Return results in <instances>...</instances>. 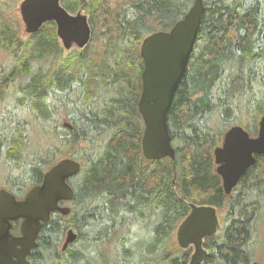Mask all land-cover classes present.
I'll list each match as a JSON object with an SVG mask.
<instances>
[{
  "label": "trees",
  "instance_id": "trees-1",
  "mask_svg": "<svg viewBox=\"0 0 264 264\" xmlns=\"http://www.w3.org/2000/svg\"><path fill=\"white\" fill-rule=\"evenodd\" d=\"M8 1L0 0V14L12 8ZM138 1L86 4L91 40L68 53L54 22L26 39L0 22V45L13 60L0 72L5 184L10 191L40 184L61 158L62 148L77 156L82 167L69 179L74 189L69 221L81 231L77 243H87L89 250L84 253L73 245L62 254L63 264L91 260L95 243L109 244L113 258L129 260L135 254L132 228L152 227L164 242L189 213V203L225 212L218 233L208 237L207 260L247 264L253 258L254 225L264 208V155L256 156L233 194L226 196L213 150L231 126L251 132L252 122L256 126L264 113V0H203L198 39L168 116L175 160H146L142 153L140 45L146 35L169 30L181 20L194 0ZM84 3L72 0L67 7L75 11ZM13 89L16 101L10 107L4 98ZM63 112L73 128L62 133ZM33 126L47 144L40 149L34 148ZM55 227L43 225L37 249H48L51 261L59 258L63 234L62 227ZM137 246L141 251L142 245ZM167 247L163 264H186L185 252ZM44 260L37 258L36 264Z\"/></svg>",
  "mask_w": 264,
  "mask_h": 264
},
{
  "label": "water",
  "instance_id": "water-1",
  "mask_svg": "<svg viewBox=\"0 0 264 264\" xmlns=\"http://www.w3.org/2000/svg\"><path fill=\"white\" fill-rule=\"evenodd\" d=\"M19 9L28 35L38 32L47 22H55L57 35L66 49L74 45L84 48L90 42L87 15L82 11L71 14L61 0H22ZM204 12V1L194 0L185 16L169 31H157L142 40L140 54L144 70L138 110L144 124L141 145L146 160L176 158L168 116L175 94L188 72ZM64 125L73 128L67 122ZM213 155L222 189L230 196L256 163V156L264 155V113L256 136L241 125H233L225 132L222 144L214 149ZM81 166L80 161L70 157L59 159L45 172L42 182L32 186L22 199L7 188H0V264H29L27 257L37 246L42 225L50 219L51 213H70V207H62L59 203L74 198L68 179L78 174ZM189 207V214L178 227L177 241L182 248L194 245L190 264H199L207 254L204 239L217 233L219 217L213 205L189 203ZM18 220H22L20 236L12 232ZM76 238L70 230L64 247Z\"/></svg>",
  "mask_w": 264,
  "mask_h": 264
},
{
  "label": "flooded vegetation",
  "instance_id": "flooded-vegetation-1",
  "mask_svg": "<svg viewBox=\"0 0 264 264\" xmlns=\"http://www.w3.org/2000/svg\"><path fill=\"white\" fill-rule=\"evenodd\" d=\"M71 1L72 0H61V3L73 15H76L79 11H82L85 15H87L88 22H89V25L91 27V37H92L93 29H92V24H91V21H90L91 20L90 14H89V12L86 9V7H87L86 4H92L94 0H85V3L81 4L80 6H78L75 11H72L70 8L67 7V5H70ZM120 1L123 4H125L127 1L136 2V3L139 2L138 0H120ZM112 4L116 5V2H113ZM62 48L64 50L66 49L64 46H62ZM73 49H77V48L73 47L70 50H73ZM222 141H223V138H222ZM222 141H221V143L219 145L222 144ZM233 192H234V190H233ZM233 192H232V194H233ZM73 201L74 200L72 199L70 201H62V202L59 203V205L62 206V207H66L67 206V207L71 208V211H70L69 214H63L60 211L52 212L51 216H50V219L47 222L43 223V225L47 224V223L55 224L57 226V227H55V230L58 229V226L62 227V229H63V234H62V237H61V241H60L59 246L57 247V251H56V256L59 257V258L51 261V259H50V255H51L50 253L51 252L48 251V249H44L42 251L41 248H40V252L37 251V249H38V247L40 245V236H41L42 229H43V225H42L41 231H40V233L38 235V238H37V246L34 249H32L30 255L27 257V260H28L29 264H36L37 258H44L45 260H44L43 263H45V264H50L51 262L56 263V264H63V263H65L66 259H62V254H65L67 252V250L70 249L75 244L78 246V249L82 250V252H84V253H86L89 250V247H88L87 243L80 242L81 240L79 241L80 243L79 242L77 243L78 239L81 238V231H79V230L75 229L73 226H71L72 224L69 221V219H70L69 217L73 213ZM21 222H22V220H18V221H15L14 224H13L12 232L16 236H20L21 235V231H20L21 230ZM70 230H72L77 235V238H76L75 241H73L72 243H69L66 247H64V244H65L66 238H67V233ZM175 230H176L175 235H176V240H177V230L178 229H175ZM218 231H217V233H218ZM154 233H155L154 229H152V227H151L150 229L146 230V233H144V234L147 235V239H145V238H141L140 239V242H141L140 244L142 245V247H141V252H142V261H141V263L142 264H163L162 263L163 246H161L162 241L159 238L157 239L154 236ZM210 236H208V237H210ZM93 237H98V236H93ZM208 237H206L204 239V242H203V247L206 249L207 254H206L204 260L201 263H199V264H217V260H215V259L207 260V257L210 254L209 248L207 247ZM107 238L109 239V237H107ZM155 238H156V241H155ZM166 240H168V239H166ZM131 242L133 243L134 241L131 240ZM144 245H146V246H144ZM107 246H109V244L105 246L104 244L101 245L100 243H95V245L93 246V248L91 250V253L94 256V258H92L91 260L83 259V260H81V262L79 264H122L124 262H128L129 261V260L128 261L125 260L122 263H120L121 262L120 259H115V258L112 257L113 251L111 252L110 246L109 247H107ZM178 246H179V249L177 251L179 253L185 252V254L187 256V259H188L185 263L186 264H190L192 255H193L194 250H195L194 245H190L187 248H182L179 244H178ZM144 247L147 248V251H148L149 254L152 253L153 255L155 254V256H153L152 258H148L149 255H146V253L143 252ZM39 253H40V255H39ZM105 253H109L110 254V256L112 258V261H109V260L101 258V256L104 255ZM149 261H150V263H148ZM132 263L134 264V260H133ZM242 264H245V262H243ZM247 264H260V263L254 258V254H253V258L251 260H249V262H247Z\"/></svg>",
  "mask_w": 264,
  "mask_h": 264
},
{
  "label": "rangeland",
  "instance_id": "rangeland-1",
  "mask_svg": "<svg viewBox=\"0 0 264 264\" xmlns=\"http://www.w3.org/2000/svg\"><path fill=\"white\" fill-rule=\"evenodd\" d=\"M21 1L22 0H10V2L8 1L12 8L9 11H6L4 14L3 13L0 14V22L6 21L8 24L12 25V27H14L17 30V32L19 33V36L22 39H26V38H28V34L25 31V24L22 20V17L20 14V9H19V4ZM5 3L6 2H3V6H5ZM0 29H1V27H0ZM69 51H71V50L65 49L66 53H68ZM11 63H13L11 55L7 51L4 50L2 45H0V72H2L4 69L10 68V66L12 65ZM15 99H16L15 98V89H13V90H11V92L6 94L4 101L6 104H9V106L11 107L15 103V101H16ZM64 115H65V113L63 112L61 120H60V128H59L62 130V133L66 131L65 129H68V128H66L64 123L69 122L66 120ZM248 119L251 120L252 118H248ZM258 121H259V118L255 124L256 126H254L253 125L254 122H252L251 133L253 135H256V133L258 131ZM29 130L34 131L33 137L37 141L36 145L34 146L35 149H40L41 147H43V145H47V144H45V140L43 138H41L40 134H38L36 126L29 128ZM78 149L79 148H76V150H78ZM64 157H70V156L67 154V151L65 152V150L62 148L61 158H64ZM61 158H59V159H61ZM71 158L77 159V156L71 157ZM7 175H8L7 170L4 168L3 165L0 164V188L5 187L8 189V186L5 184ZM30 187L31 186L23 188L21 191L18 187H16L13 190L15 192H20L18 194H16V193L15 194L19 198H23ZM13 190H11V191L14 192ZM218 213H219L220 220L222 221V218H223L225 212L222 210H219ZM143 227H140L137 225L136 227L131 229L130 238H131V240L134 241L132 243V245H134L135 254H132L129 258V261L127 260L128 262H124V263H122V262L126 260L125 258L117 257L120 259V261H121L120 263H122V264H133L132 262L134 260V264H142L141 263L142 252L139 250L140 246L138 247L137 244L140 245V243H141L140 239L141 238L147 239V235L144 234V233H146L147 229L145 227L144 228ZM254 227H255L254 228V234H253V238H252L253 249H254V251H253L254 258L260 264H264V208L262 209L261 215L256 220ZM175 233H176V230L174 231V233L170 239L165 240L164 242L161 243V246H166V247L168 246L167 249H169V250H172V249L178 250L179 246H178V243L176 240ZM144 246H146V245H144ZM121 252H122V250L120 251V253ZM143 252L146 253V255H149L148 258H152L153 256H155V254L154 255L152 253L149 254L146 247H144ZM119 256H122V254H119ZM101 258L112 261V258H111L109 253H105L104 255L101 256ZM148 263H150V261Z\"/></svg>",
  "mask_w": 264,
  "mask_h": 264
},
{
  "label": "bare ground",
  "instance_id": "bare-ground-1",
  "mask_svg": "<svg viewBox=\"0 0 264 264\" xmlns=\"http://www.w3.org/2000/svg\"><path fill=\"white\" fill-rule=\"evenodd\" d=\"M213 237V236H212Z\"/></svg>",
  "mask_w": 264,
  "mask_h": 264
}]
</instances>
